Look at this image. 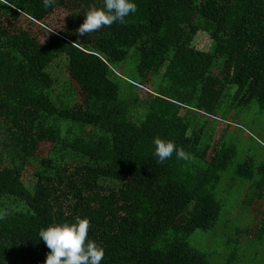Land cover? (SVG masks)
I'll return each instance as SVG.
<instances>
[{
    "label": "trees",
    "instance_id": "16d2710c",
    "mask_svg": "<svg viewBox=\"0 0 264 264\" xmlns=\"http://www.w3.org/2000/svg\"><path fill=\"white\" fill-rule=\"evenodd\" d=\"M135 3L126 23L80 37L84 12L103 0L47 9L0 0V264H44L40 229L77 216L104 248L101 264H210L190 238L223 216L219 187L237 151L225 127L214 140L220 120L237 107L264 111V0ZM58 7L75 18L42 28L44 40L19 24H42ZM200 31L213 40L208 51L194 44ZM64 56L69 80L58 94L52 67ZM129 59L136 79L118 70ZM156 137L185 156L158 163ZM236 173L260 192L257 218L237 230L242 242L225 243L229 264H242L249 242L264 244V166L247 157Z\"/></svg>",
    "mask_w": 264,
    "mask_h": 264
},
{
    "label": "rangeland",
    "instance_id": "374dc122",
    "mask_svg": "<svg viewBox=\"0 0 264 264\" xmlns=\"http://www.w3.org/2000/svg\"><path fill=\"white\" fill-rule=\"evenodd\" d=\"M72 11L66 7H58L53 14L42 24L31 23V18L22 17L19 24L31 29L34 33L41 36V29L47 28L53 32L64 30L69 22L74 20ZM74 25V24H72ZM47 29H45L47 31ZM196 48L208 51L211 49L213 40L207 32L200 31L194 41ZM68 58L66 56L54 63L52 70L58 78V87L56 93L62 94V87L69 80L67 70ZM118 70L126 79L137 78L136 62L129 59L119 65ZM155 79V77L153 78ZM158 80V79H157ZM155 85H145L141 93L147 96L150 90ZM185 112V110H183ZM223 116V114L221 115ZM215 124V120L212 121ZM215 139L218 140L225 127V140L230 144L236 145V157L234 164L231 166L219 187V198L223 201V216L215 231H196L190 238V242L194 247L199 248L205 253H209L210 264H229L230 262V247L224 252L225 243L233 238L240 239L237 230L241 225H248L255 217L254 209L259 205L256 199L255 191L260 192V189L253 186L252 181L243 179L236 173L238 164L244 162L247 157H253L256 167L264 166V111L254 105L251 108H235L231 114H228L227 119H221L217 126ZM261 178L257 175L253 181L257 182ZM27 185L33 189L36 184V178L31 174L25 175ZM248 199V201H247ZM235 216H234V215ZM255 238V237H254ZM233 239V240H237ZM248 243V242H247ZM240 259L242 264H264V244H260L257 239L246 244V250L241 248ZM238 264V263H237Z\"/></svg>",
    "mask_w": 264,
    "mask_h": 264
},
{
    "label": "clouds",
    "instance_id": "9594fccd",
    "mask_svg": "<svg viewBox=\"0 0 264 264\" xmlns=\"http://www.w3.org/2000/svg\"><path fill=\"white\" fill-rule=\"evenodd\" d=\"M55 0H43L47 9ZM137 11L135 0H103L102 7H91L84 12V21L77 29L80 37L98 31L114 23H126V17ZM154 155L158 163H164L175 152L183 158L185 153L173 141L156 137L153 140ZM88 218L75 217L72 221L51 223L41 228L38 235L50 250L44 264H101L104 248L89 236Z\"/></svg>",
    "mask_w": 264,
    "mask_h": 264
}]
</instances>
